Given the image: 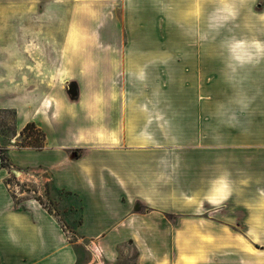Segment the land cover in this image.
<instances>
[{"label":"rangeland","instance_id":"1","mask_svg":"<svg viewBox=\"0 0 264 264\" xmlns=\"http://www.w3.org/2000/svg\"><path fill=\"white\" fill-rule=\"evenodd\" d=\"M256 44L264 48V0H0V193L16 208L33 203L58 216L76 264H99L95 246L103 264H140L138 223L77 234L80 199L55 189L52 171L30 156L48 146L46 135L65 165L102 160L103 149L130 138L162 151L145 162H157L162 201L174 208L145 222L162 225L166 253L178 256L170 226L220 224L242 240L244 259L264 264V51ZM133 112L138 134L127 136ZM109 119L116 131L102 142H78L91 122ZM225 174L229 191L214 192ZM147 210L137 200L130 213ZM194 240L205 246L212 237ZM226 254L216 262L228 264Z\"/></svg>","mask_w":264,"mask_h":264},{"label":"crops","instance_id":"2","mask_svg":"<svg viewBox=\"0 0 264 264\" xmlns=\"http://www.w3.org/2000/svg\"><path fill=\"white\" fill-rule=\"evenodd\" d=\"M47 105L50 109L55 108L56 113H69L64 105L55 102H48ZM97 109L101 113L97 112L99 119L103 118V103H97L95 111ZM133 113L134 115H130L133 122H129V130L124 135L138 134L140 119L136 112ZM90 125L91 130L80 132L79 143H100L104 140V132L116 131L110 119L106 122H91ZM46 137L48 146L30 156L52 171L51 182L55 189L80 199L81 221L75 229L77 234L88 236L100 233L110 228L108 225L117 226L108 229L109 231L120 230L130 220H134L138 223V227L134 228H137L143 241L140 245V264H219L217 259L219 261V256H226L227 251L231 253L229 263L225 261L228 264H259V257L243 258L242 240H233L226 227L220 224L191 223L180 230L174 229L172 225L169 230L172 236L176 232L174 238L177 239L172 240V245L178 250V256H170L163 250L161 235L158 234L162 225L145 222L150 217H156L158 212H169L174 208L170 203L162 201L164 197L161 184L153 176L157 170V162H145L152 153L155 157L162 156L160 147L154 151L147 150L149 147L146 144L141 145L129 138L124 140L127 148L103 149L102 160L92 161L87 157L65 165L63 161L58 162L62 158L61 147L49 146L52 140L48 135ZM158 164H161L160 161ZM137 200L148 208L145 217H135L130 213ZM30 204L28 209L16 208L6 193H0L1 263L76 264L77 258L62 221L44 206ZM141 220L144 222L140 224ZM220 234H223L222 237ZM184 236L190 237L191 241L183 239ZM201 237H212V241L204 244L205 246H194L192 240ZM204 247L208 248L210 255H204Z\"/></svg>","mask_w":264,"mask_h":264},{"label":"clouds","instance_id":"3","mask_svg":"<svg viewBox=\"0 0 264 264\" xmlns=\"http://www.w3.org/2000/svg\"><path fill=\"white\" fill-rule=\"evenodd\" d=\"M235 48H242L244 47V42H237V44L234 46ZM257 54H260L261 51H264V48H262L261 45L256 44ZM213 191H220L223 193H227L229 191V178L228 175H222L214 182V188ZM224 199H227V195L224 196Z\"/></svg>","mask_w":264,"mask_h":264},{"label":"water","instance_id":"4","mask_svg":"<svg viewBox=\"0 0 264 264\" xmlns=\"http://www.w3.org/2000/svg\"><path fill=\"white\" fill-rule=\"evenodd\" d=\"M68 94L71 98V100H75L79 96V90H78V85L73 82L69 85L68 87Z\"/></svg>","mask_w":264,"mask_h":264},{"label":"bare ground","instance_id":"5","mask_svg":"<svg viewBox=\"0 0 264 264\" xmlns=\"http://www.w3.org/2000/svg\"><path fill=\"white\" fill-rule=\"evenodd\" d=\"M33 48V47H32ZM45 49V48H44ZM28 66V65H27ZM39 66V65H38ZM33 69V68H32ZM29 71V70H28ZM27 71V72H28ZM27 74V73H26ZM56 76V75H55ZM48 77V76H47ZM62 78H64V75H63V77ZM31 81V80H30ZM221 195V194H220ZM219 199H221V198H218V199H215V200H219ZM93 253H94V261L95 262H97V261H99V264H103L102 263V261H101V255H102V252L100 251V249L97 247V246H95L94 248H93ZM97 260V261H96Z\"/></svg>","mask_w":264,"mask_h":264},{"label":"trees","instance_id":"6","mask_svg":"<svg viewBox=\"0 0 264 264\" xmlns=\"http://www.w3.org/2000/svg\"><path fill=\"white\" fill-rule=\"evenodd\" d=\"M73 101H74V100H73ZM31 127H34V125H32V124H28V125L25 127L23 133H25V132H26L27 130H29V128H31ZM42 137H44V134L42 135ZM39 148H41V147H39ZM76 157L79 158V156H78L77 153H76ZM0 158H1V161H2V162L5 161V159H4L3 156H2V150H1V148H0ZM0 264H2V263H1V259H0Z\"/></svg>","mask_w":264,"mask_h":264}]
</instances>
